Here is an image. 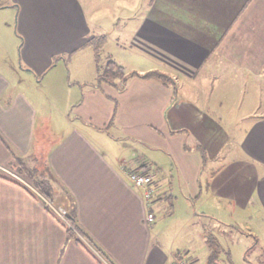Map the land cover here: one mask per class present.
<instances>
[{
	"label": "crops",
	"instance_id": "obj_1",
	"mask_svg": "<svg viewBox=\"0 0 264 264\" xmlns=\"http://www.w3.org/2000/svg\"><path fill=\"white\" fill-rule=\"evenodd\" d=\"M0 2V264L198 261L165 241L156 213L179 197L194 212L208 166L210 197L239 213L254 202L264 224V0H147L119 13L105 4L100 19L96 0ZM100 34L121 51L125 81L90 82L85 48ZM79 58L90 83L72 95L63 68ZM152 70L171 80L144 77ZM47 76L73 92L43 100L31 87ZM47 106L64 127L41 114ZM17 160L39 171L51 201ZM131 169L151 174L149 201Z\"/></svg>",
	"mask_w": 264,
	"mask_h": 264
},
{
	"label": "rangeland",
	"instance_id": "obj_2",
	"mask_svg": "<svg viewBox=\"0 0 264 264\" xmlns=\"http://www.w3.org/2000/svg\"><path fill=\"white\" fill-rule=\"evenodd\" d=\"M96 1L98 3L95 6H98L100 9V11H97V14H95L97 19H100V16L105 17V10H103L105 4H110L113 7L116 6L113 8V12L117 11L119 13L121 3H124V6H127L128 3H138L140 8V3L147 2V0ZM8 14L9 11L0 12V20H7L9 17ZM119 36L121 35L116 30L112 32V38H120ZM85 52L88 59L91 58L92 66L95 68L94 72H88L89 67L87 69L84 67L85 61L87 60L83 62L82 58L72 59L71 63L68 65L66 62L67 66L63 68L65 79L72 82V88L74 89L72 95L75 93L77 94V90L79 92L82 87H86L90 82L95 83L98 80V75L103 71L104 65L108 59L116 60L115 63L118 65L121 64V51L115 48L113 41L107 42L106 40V43L100 50L98 61L94 57L92 47H86ZM110 52L115 53V58H113V56L109 58L108 54ZM123 69L125 76H127L126 70H128V68L126 65L125 67L123 66ZM85 72L89 73L90 80L92 79L90 82ZM83 74H85V76ZM31 88L38 94V96L42 95L44 98L43 100L47 98L48 101H52V99L55 101V99L52 98V89L53 91H57L58 95H63L72 91L69 89L67 90L66 86L62 89L59 84H56L55 86L53 82L49 80L48 76L43 80L40 78L34 79ZM41 114L47 117V121L49 120L51 124L54 125L55 129L65 126V122L61 118L62 115H60L55 109L51 108V110H49V107L43 108ZM235 125L236 124L233 123H230V125L226 124L231 132L228 149L235 147L234 141L236 140L238 133ZM230 154L231 157H235L240 156L242 153L240 150H237V148H234ZM43 165L44 162L42 163V166ZM226 165H228V161L224 160L222 163H218L217 167L222 169ZM27 168L34 171V174L36 173L35 178H38L39 171H36L34 167ZM40 170H42L43 173L46 172L45 169ZM25 178L23 181L31 186L32 183L28 181V177L26 176ZM211 178L210 168L208 166L207 169L205 168L203 170L200 177L202 195L194 207V212L198 211V215H193V218L187 219V217L190 215L192 216V213L194 214V212L189 210V203L183 201L180 197L177 200L173 199L171 201L172 206H170V202L164 201L163 206H165V208L158 210V212L156 211V221L162 230L165 241L170 243L174 238L176 240L175 246H178L180 251H184L182 253H188L186 252L188 250L190 251L189 255L198 258V261L191 259V261H189L190 264H209L208 259L212 252V248L210 247L211 238L214 241V245L219 249L217 254L218 258L216 260L217 264H260V260H264V224L260 219V210L258 211V207L254 202H252L249 207L241 213H239L241 209H238V207H236L235 210L228 208L230 204L224 200L215 202V199H213L214 197H210V184L208 185L206 182L207 180L210 182ZM207 211L210 212V214ZM249 233L253 235H248ZM255 239L257 240V244L255 243Z\"/></svg>",
	"mask_w": 264,
	"mask_h": 264
},
{
	"label": "trees",
	"instance_id": "obj_3",
	"mask_svg": "<svg viewBox=\"0 0 264 264\" xmlns=\"http://www.w3.org/2000/svg\"><path fill=\"white\" fill-rule=\"evenodd\" d=\"M105 43H106V36L104 34L94 36L88 42V44L91 45V47L93 48L94 57L97 61L99 60L100 50L103 48ZM144 77L155 78L162 82H168L169 80H171L169 75L156 71V70L147 72L144 75ZM117 78H122V80L125 81L126 78L124 74V69L122 66L115 63L114 60L108 59L104 65L103 71L98 75L97 83L100 84L101 82H105V83L112 84L113 81ZM197 148L203 158V161H205L207 157L205 150L203 149L201 145H198ZM17 164L20 168H17L16 173L24 178L27 176L28 177L27 179H29L28 181L32 183L34 188L37 189L41 193V195H43L48 201H51L49 198L50 197L49 191L47 190L46 186L41 181L35 180L34 171L28 169L21 160H17ZM146 165H147L146 163L142 164V167ZM170 206H172L171 202H170ZM248 235H253V234L249 233ZM255 243L257 244L256 239H255ZM210 247L212 248V252H211V255L209 256L208 261H209V264H213L216 262L218 258L217 254H218L219 249L216 245H214V241L212 238H211ZM260 262H261L260 264H264V260H260ZM215 264H217V262Z\"/></svg>",
	"mask_w": 264,
	"mask_h": 264
},
{
	"label": "built area",
	"instance_id": "obj_4",
	"mask_svg": "<svg viewBox=\"0 0 264 264\" xmlns=\"http://www.w3.org/2000/svg\"><path fill=\"white\" fill-rule=\"evenodd\" d=\"M128 177L130 182L139 190L143 195V198L147 201L152 197L154 193V184L152 180V176L146 169H131L128 172ZM147 221H152L154 219V214L152 212H148ZM171 264H190L189 261L180 255L175 256Z\"/></svg>",
	"mask_w": 264,
	"mask_h": 264
}]
</instances>
